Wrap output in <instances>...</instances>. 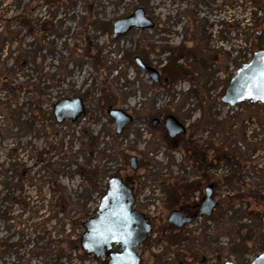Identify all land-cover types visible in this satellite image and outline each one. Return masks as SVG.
I'll return each mask as SVG.
<instances>
[{"label": "rangeland", "instance_id": "rangeland-1", "mask_svg": "<svg viewBox=\"0 0 264 264\" xmlns=\"http://www.w3.org/2000/svg\"><path fill=\"white\" fill-rule=\"evenodd\" d=\"M137 9L153 27L113 38V23ZM263 20L264 0H0V264H107L72 247L113 176L153 219L137 248L142 264H249L263 252L264 106L220 102L261 48ZM64 98L81 99L86 116L57 124L53 106ZM108 108L135 117L121 135ZM156 112L200 127L203 178L220 181L222 205L178 231L167 215L191 211L207 184L182 140L141 121Z\"/></svg>", "mask_w": 264, "mask_h": 264}, {"label": "water", "instance_id": "water-1", "mask_svg": "<svg viewBox=\"0 0 264 264\" xmlns=\"http://www.w3.org/2000/svg\"><path fill=\"white\" fill-rule=\"evenodd\" d=\"M153 23L146 16L143 9H137L132 15L115 21L112 25V37L123 35L132 29L147 30ZM264 34V21L258 34ZM134 63L155 83L159 81V74L148 67L139 57L134 58ZM264 49H259L252 54L247 62L236 69L229 80L220 102L227 106H235L244 102L252 105L264 106L262 92L256 85L264 83ZM249 90L253 95H248ZM84 105L81 99H61L53 106V116L57 124L64 121L75 122L84 116ZM108 117L115 124V135H119L123 128L132 123L133 117L121 109L108 108ZM153 121V125H155ZM164 126L170 138L184 133V126L173 115L164 119ZM135 157L130 158L132 169H136ZM213 186L204 188V200L198 212L192 216L186 215L179 207L170 211L166 222L175 230H180L192 223L197 218H210L217 207V202L212 199ZM134 196L131 189L124 185L119 177L108 180L107 189L102 196L95 215L82 223L83 233L79 240L80 250L88 257L102 259L107 256L113 245L118 246L119 252L108 254L107 264H140V257L136 253L137 247L142 245L152 231L149 218L134 209ZM264 217V211H263ZM224 264H234L226 261ZM249 264H264V251L257 255Z\"/></svg>", "mask_w": 264, "mask_h": 264}, {"label": "flooded vegetation", "instance_id": "flooded-vegetation-1", "mask_svg": "<svg viewBox=\"0 0 264 264\" xmlns=\"http://www.w3.org/2000/svg\"><path fill=\"white\" fill-rule=\"evenodd\" d=\"M262 24V23H261ZM261 29H262V25H261ZM261 31V30H260ZM259 32V31H258ZM263 33H261V34H258L257 36H261ZM142 61V60H141ZM143 62V61H142ZM144 63V62H143ZM160 78V77H159ZM83 105H84V102H83ZM227 107V106H226ZM227 108H229V107H227ZM106 111H107V109L104 111V114H105V116L108 118V119H110L112 122H113V125H114V135H115V124H114V121H113V119L112 118H110V117H108V115L106 114ZM84 112H85V114H84V116L83 117H85L86 116V114H87V112H86V110H85V106H84ZM128 113V112H127ZM128 114H130L132 117H133V121H132V123L134 122V119H135V117H134V115L133 114H131V113H128ZM168 115H170V114H165V113H162V112H156V113H153V114H150V115H148V116H142V118H141V121H143L144 122V125H147V126H149L153 131H159L161 134H162V139L163 140H165V141H174V142H176V141H179V140H182L185 144V146H184V153H185V159L190 163V165H191V167L192 168H194V171L196 172V174H197V177H198V179H201L203 182H204V184H207L206 186H204V188L205 187H207L208 185H212L213 186V196H212V199L213 200H215L216 202H217V207L218 206H220V205H222V201L221 200H216L215 199V193H214V190H215V185L216 184H220V181H219V179H214V181H213V179L211 180V179H209L208 181L209 182H207L206 180H205V178H203L204 177V170L206 169V158H207V152L205 151V148H204V146H202L201 145V141H200V139L198 138L199 136H198V131L200 130V127L198 128V126H195V125H192L193 127V129L195 130V132H196V130H197V133H195L193 130H191L190 129V127H189V125L186 123H181L178 119V121L184 126V129H185V131H184V133H182V134H178L177 136H175L174 138H170L169 136H168V134H167V131H166V129H165V126H164V119H165V117L166 116H168ZM82 117V118H83ZM80 119V118H79ZM79 119H77V120H79ZM76 120V121H77ZM75 121V122H76ZM153 121H155V125H153ZM132 123H130V124H128V125H126L124 128H123V130H122V132L119 134V135H121L122 133H123V131L128 127V126H130ZM117 136V135H116ZM199 139V140H198ZM198 142L197 144H194V142ZM212 154V153H211ZM213 154H214V156L216 157V159L217 160H219V159H221V158H224V156H225V154H223L222 152H221V149L220 148H215V151H213ZM212 156V155H211ZM131 157H135V159H136V162H135V164H136V169H132L131 168V164H130V168H131V170L132 171H136L137 169H138V162H137V158H136V156H131ZM130 157V158H131ZM130 158H129V162H130ZM113 177H118V176H113ZM121 180H122V182L124 183V185L125 186H127L129 189H131V191H132V194H133V196H134V193H133V189H132V186L129 184V183H127L124 179H122L121 177H119ZM107 186H108V182H107V185H106V188H105V190L102 192V195H101V198H102V196L104 195V193H105V191H106V189H107ZM204 188H203V195H202V197H201V199H200V201H198L197 203H195L194 204V207H192V205L190 206V207H192V210L191 211H186L182 206H179V207H181L182 208V210H183V212L186 214V215H188V216H192L193 214H195V213H197L198 212V209H199V207H200V205H201V203L203 202V200H204ZM134 201H135V196H134ZM135 203V202H134ZM178 207V208H179ZM135 209V208H134ZM96 211V210H95ZM138 211V210H137ZM264 211V210H263ZM94 215H95V213H94ZM145 216H147V215H145ZM262 216H263V212H262ZM148 217V216H147ZM149 218V222H150V224H151V226H152V229H153V219L151 218V217H148ZM167 218V217H166ZM201 218H204V217H201ZM264 218V217H263ZM206 219V218H205ZM172 228V227H171ZM173 229V228H172ZM183 229V228H182ZM173 230H175V229H173ZM181 230V229H180ZM175 231H178V230H175ZM152 232V231H151ZM151 234V233H150ZM149 234V235H150ZM146 241V240H145ZM145 241H144V243H145ZM143 243V244H144ZM142 244V245H143ZM142 245H140V246H142ZM139 246V247H140ZM80 248V247H79ZM138 248V247H137ZM82 252V251H81ZM117 252H119V248H118V246H116V245H113L112 246V249L110 250V251H108V253H107V256L106 257H104L103 259H106L107 260V263H108V259H109V257H108V254L109 253H117ZM83 253V252H82ZM136 253H137V249H136ZM84 254V253H83ZM138 255V254H137ZM140 257V256H139ZM140 264H142V259H141V257H140Z\"/></svg>", "mask_w": 264, "mask_h": 264}, {"label": "trees", "instance_id": "trees-1", "mask_svg": "<svg viewBox=\"0 0 264 264\" xmlns=\"http://www.w3.org/2000/svg\"><path fill=\"white\" fill-rule=\"evenodd\" d=\"M260 46H261L260 49H264V34L261 35V43H260ZM95 61L98 63V62H99V59L96 58ZM93 180H94L93 178L91 179V181H90V179H87V181L89 182L90 186H92V185L94 184V183H93V182H94ZM223 202H224V201H223ZM254 206H255V205H254ZM254 206H253V207H254ZM82 223H83V221H80V222H79V225L82 226ZM174 231H175V230H174ZM72 248H73L74 252H76V253L81 252V250H80V248H79V244L76 243V242L73 244V247H72ZM81 254H82L83 257L86 256V255L83 254L82 252H81ZM180 255H181L180 253H179V254H178V253L176 254L177 257H179ZM182 255H183V254H182ZM181 257L184 258V256H181ZM181 257H180V258H181ZM182 258H181V259H182ZM154 259H155V260H154V262H155V261H156V258L154 257Z\"/></svg>", "mask_w": 264, "mask_h": 264}, {"label": "snow or ice", "instance_id": "snow-or-ice-1", "mask_svg": "<svg viewBox=\"0 0 264 264\" xmlns=\"http://www.w3.org/2000/svg\"><path fill=\"white\" fill-rule=\"evenodd\" d=\"M262 77H264V72L261 73ZM256 87L261 90L262 96L261 98H264V83H258ZM248 95L251 97L253 95L252 91L249 90Z\"/></svg>", "mask_w": 264, "mask_h": 264}]
</instances>
